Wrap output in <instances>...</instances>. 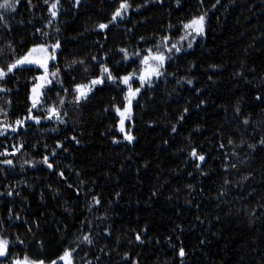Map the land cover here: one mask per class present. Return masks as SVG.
Masks as SVG:
<instances>
[{
  "label": "trees",
  "instance_id": "16d2710c",
  "mask_svg": "<svg viewBox=\"0 0 264 264\" xmlns=\"http://www.w3.org/2000/svg\"><path fill=\"white\" fill-rule=\"evenodd\" d=\"M119 3L61 0L49 24L43 0H20L0 23V66L10 62L9 44L19 55L34 43L62 42L51 66L61 69L62 84L48 86L44 107L58 106L66 121L19 127L37 73L17 70L0 81V125L17 128L0 135V152L23 145L0 156L13 160L0 164V236L13 242L0 264L25 253L48 261L65 248L76 249L74 264H264V0H129L124 18L100 30ZM205 12V34L191 49L183 42L133 102L125 122L132 143L118 130L112 104L122 103L123 93L115 85L73 102L74 84L98 75L99 61L119 74L137 67L118 48L133 53L163 35L176 40L181 22ZM72 60L85 64L69 68ZM44 107L33 114L43 117ZM193 148L206 157L199 169Z\"/></svg>",
  "mask_w": 264,
  "mask_h": 264
},
{
  "label": "snow or ice",
  "instance_id": "6c2138e0",
  "mask_svg": "<svg viewBox=\"0 0 264 264\" xmlns=\"http://www.w3.org/2000/svg\"><path fill=\"white\" fill-rule=\"evenodd\" d=\"M20 0H0V23H4L7 19V15L14 13L17 11V6ZM29 4H31V0H28ZM44 4L47 5V11L51 16V20H49V24L52 23L59 12L61 6V0H43ZM220 0H216V4H219ZM80 0H75V5H79ZM177 4H179V0H177ZM74 5V6H75ZM216 5H212L215 7ZM139 7V6H138ZM131 8V4L129 0H120L118 7L112 12L111 19L108 24L100 23L98 24V28L100 30H105L109 27V24L115 23L118 19H123L124 15ZM7 27V24H4ZM207 26V13H202L199 15H194L189 18L186 22H181L180 31L182 34L178 37V39L173 40L171 35H163L150 48H146L143 50L137 49L135 52L130 53L126 48H118L117 51L122 53V60L127 62L131 61L133 64H136V61H139L137 67L133 68L132 71H128L125 74H119L112 67H110L106 62L99 61V74L94 75L87 82L75 83L72 89L74 94L73 102L79 104L82 100H86L91 93L98 87L104 86L107 84L115 85L121 93L122 103L112 104V108L114 109L116 116L119 120L118 130L119 132L124 134V139L128 143H132L135 137L131 134V129H126V121H130L133 115V102L137 99V97L141 94V90L148 86L150 87L153 83V78L161 77L163 73V69L165 64L172 58L173 53H180L183 48V42H187V48L191 49L193 47V43L196 41L197 37H202L206 32ZM172 26L169 25V28ZM37 32H41L40 29H37ZM43 36H47L48 33H41ZM143 39V37H141ZM62 47V42L59 39H56L53 43L39 42L34 43L30 47H28L21 54L16 55L15 51L11 44L7 45V48L10 52V62H8L5 66H0V81L5 80L10 75H15L17 70H27V71H36V75L32 80V87L30 90V95L28 97L30 101V107L27 110V115L24 120L17 119L15 124L18 126H24L25 120H32L36 124H40L41 119L52 120L55 118L60 123H66V121L62 118L60 108L56 105H47L44 107L45 101V91L48 89V86L52 85L53 81L56 80L57 83L62 82L57 78L60 76L61 69L56 67L55 70H51V66L53 62L58 60L59 50ZM4 50L0 48V55H3ZM93 61H98L96 56L92 57ZM119 63V61L117 62ZM85 64L84 60H72L68 67L71 68L73 65ZM85 72L89 71L88 68L84 69ZM138 81V86H134L135 82ZM188 84H191L192 81L188 80ZM0 91H5V89L0 88ZM67 93L68 89H64ZM257 99H261V97L257 96ZM65 99L63 97L60 98L59 104L63 105L65 103ZM44 107L45 115L43 117L36 116L33 114L34 109H38ZM188 109H184V113H187ZM237 112H239V108H237ZM184 113L181 114L180 119L184 118ZM64 115H67L64 113ZM245 124L248 123L247 120L244 121ZM11 129L12 132H16L17 128L12 127L11 125H0V135H4L5 131ZM176 126H172V131L176 132ZM72 139H76L72 137ZM78 142V141H77ZM118 142L114 139L113 141ZM229 144H233V141L230 139L228 141ZM262 145H264V139L260 141ZM23 145L19 147H14L12 152H9L5 149L4 152H0V156L8 157L14 156L17 152L20 151ZM56 148H61L62 145L57 143L55 145ZM221 148L224 147L223 144L220 145ZM249 148H253L254 145L249 144ZM53 155H55V151L53 150ZM191 157L197 159L201 163H197L195 167L197 169L201 168L202 163L205 162V155L198 154L195 148L192 149L190 153ZM26 163H30L25 161ZM42 163L47 166L48 169L53 168V164L49 162V158L45 155L42 158ZM0 164L4 165H13V160L5 158L0 160ZM235 167V165H232ZM204 174V173H202ZM61 178H63V172L59 173ZM227 183V181H226ZM71 187V185H69ZM191 188V185H189ZM19 195V193H16ZM8 196H12L13 192L9 191L7 193ZM96 204H99L100 201L93 197ZM11 209H9V213L11 214ZM19 219V217H17ZM137 241H141L140 235L136 236ZM18 242L23 244L24 241L19 240ZM82 242L91 244L92 240L89 235H83ZM13 243L7 238L0 236V258H7L11 255L10 252V244ZM203 243V241H202ZM76 251L75 248H65L63 253L60 254L57 258L46 261L44 258L32 257L27 253L23 255L15 254L12 255V259L9 264H58L62 262V264H74L73 253ZM185 249H179V256H185ZM127 258V254L125 255Z\"/></svg>",
  "mask_w": 264,
  "mask_h": 264
},
{
  "label": "rangeland",
  "instance_id": "374dc122",
  "mask_svg": "<svg viewBox=\"0 0 264 264\" xmlns=\"http://www.w3.org/2000/svg\"><path fill=\"white\" fill-rule=\"evenodd\" d=\"M29 103H30V101H29ZM31 106V105H30ZM24 120V119H23ZM42 121V120H41ZM27 123H33V124H36L34 121H32V120H25V124H27ZM25 124H24V126H25ZM19 127H23V126H19ZM58 264H62V262H59L58 261Z\"/></svg>",
  "mask_w": 264,
  "mask_h": 264
}]
</instances>
